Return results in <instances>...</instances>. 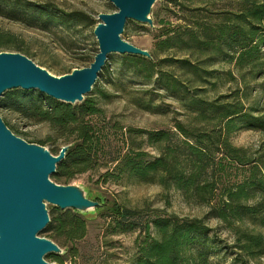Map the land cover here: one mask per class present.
Instances as JSON below:
<instances>
[{"label":"trees","instance_id":"obj_1","mask_svg":"<svg viewBox=\"0 0 264 264\" xmlns=\"http://www.w3.org/2000/svg\"><path fill=\"white\" fill-rule=\"evenodd\" d=\"M169 2V14L154 20L156 27L152 32L158 40L154 43L155 51L150 52L152 59L122 57L132 77L145 82L153 78L173 94L182 84L176 69L190 70L197 79L202 76L199 71L221 62L240 67L252 65L257 74L264 71V52L260 50L264 42V0ZM0 10L19 14L32 24L63 30L77 26L93 30L97 23L83 11H62L33 0H0ZM16 39L9 33H0V44L14 43ZM96 51L97 47L93 55L82 57L81 66L88 65ZM157 52L164 55L160 57ZM163 65L173 69H163ZM108 69L107 60L101 72ZM2 96L0 108L28 124L45 123L60 139V146L70 144L54 173L61 184L73 182L93 168L97 159L107 158L115 163L113 170L119 172L118 176L138 183H157L165 190L173 188L185 202L206 208L200 218H178L154 209L153 216L142 222L138 210L116 201L101 203L96 215L106 222V229L113 228L116 234L135 229L143 233L130 264H223L214 255L218 242H213L212 229L205 224L210 220L232 237L229 246L235 249V264H250L264 258V139L254 153L230 141L231 133L241 128L264 132V109L253 113L241 99L212 101L199 115L216 119L217 127L200 131L191 124L178 122L176 130H120L118 143L114 127L92 98L85 97L82 103L70 105L37 90L16 89ZM147 105L153 103L147 100ZM4 122L14 134L20 133ZM140 136L146 137L148 145H157L156 155L142 148V141H137ZM169 141L175 145H161ZM36 142L45 145V141ZM120 143L126 148L124 153L117 146ZM60 146L49 150L57 154ZM44 232L49 233L50 239L62 234L66 241L75 242L85 236L86 222L74 211H58L57 217H50ZM69 252L67 248L66 253ZM71 255L75 257L77 250ZM51 257L52 261H61L60 256ZM86 264L110 263L101 258Z\"/></svg>","mask_w":264,"mask_h":264},{"label":"rangeland","instance_id":"obj_2","mask_svg":"<svg viewBox=\"0 0 264 264\" xmlns=\"http://www.w3.org/2000/svg\"><path fill=\"white\" fill-rule=\"evenodd\" d=\"M33 1L50 4L62 11H83L96 20L97 13L115 10L108 0ZM171 7L172 2L169 0H157L151 9L153 21L169 14ZM152 31L146 25L127 21L121 37L151 52L155 51L154 43L158 40ZM0 33H9L17 38L14 43L0 44V50L23 53L56 76L67 73L70 68L86 66L87 64L81 66L80 59L85 55H93L96 48L91 28L84 29L77 26L63 30L50 25L41 26L40 23L26 22L21 15L6 10H0ZM260 50L264 52V42ZM157 54L160 57L164 55L161 52ZM123 56L115 53L108 56V71L99 74L91 91L85 95L86 98L94 99L103 117L114 127L112 130L116 132L117 142L120 141V130L135 128L149 131L176 130L174 126L178 122L191 124L200 131H208L215 127L217 120L206 115L200 116L199 111L204 107L208 108L212 101L227 102L241 99L245 107L253 113L264 109V71H258L257 74L254 68L252 70V65L240 67L235 63L221 62L207 67L203 72L199 71L202 76L198 79L190 70L176 69L175 72L182 84L177 89V93L172 94L153 78L150 82H145L132 77L126 68ZM162 67L173 69L166 65ZM147 100H150L153 106H148ZM156 105L159 108L154 107ZM0 115L20 133H26V135L18 134L25 140L45 141L48 149L60 146V139L55 138V134L45 123L28 124L3 108H0ZM263 139L264 132L249 128H241L230 135L233 145L245 147L249 153H254ZM137 141H142V148L150 155L157 154V145H148L145 136H140ZM166 144L175 145L174 141L161 143L163 146ZM117 146L121 153L126 151L122 143ZM114 164L107 161V158L97 159L93 168L82 173L71 183L84 184L103 204L116 201L126 208L138 210L142 222L153 216L154 209L178 218H200L206 211L205 207L185 202L181 193L173 188L165 190L157 183H138L118 176L119 172L113 170ZM50 178L61 183L54 174H51ZM47 207L51 218L57 217L58 211H72L60 210L52 205ZM84 219L85 236L75 242L66 241L62 234L53 237V241L64 249L70 248V252L63 255L49 253L45 255L47 261H52L51 256L54 255L61 257V261L56 262L57 264H86L88 261L101 258H105L110 264H130L137 251V241L143 236L140 229L116 234L113 228L106 229V222L97 215ZM205 224L212 229L210 237L213 242H218L214 255L223 264H235L233 262L235 249L229 246L232 237L214 220ZM47 234L49 233H45L44 230L39 232L40 236L47 237ZM74 250H77L75 257L71 255ZM256 261H251L250 264H264L263 257Z\"/></svg>","mask_w":264,"mask_h":264},{"label":"water","instance_id":"obj_3","mask_svg":"<svg viewBox=\"0 0 264 264\" xmlns=\"http://www.w3.org/2000/svg\"><path fill=\"white\" fill-rule=\"evenodd\" d=\"M115 10L97 13L92 33L97 51L87 66L56 76L15 51H0V99L11 90H37L62 103H82L96 83L110 54L152 59L121 35L127 21L155 29L151 9L157 0H108ZM70 144L53 154L42 144L14 134L0 115V264H57L45 255L66 249L40 236L50 221L47 205L71 209L83 218L96 216L99 198L81 183L61 184L50 178Z\"/></svg>","mask_w":264,"mask_h":264}]
</instances>
